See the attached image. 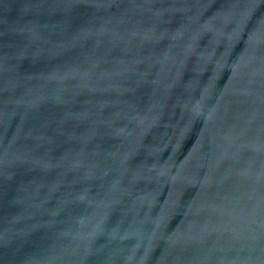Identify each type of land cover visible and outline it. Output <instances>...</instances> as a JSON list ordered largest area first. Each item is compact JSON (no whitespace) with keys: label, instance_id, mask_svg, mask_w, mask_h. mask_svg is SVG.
Wrapping results in <instances>:
<instances>
[{"label":"water","instance_id":"95a60500","mask_svg":"<svg viewBox=\"0 0 264 264\" xmlns=\"http://www.w3.org/2000/svg\"><path fill=\"white\" fill-rule=\"evenodd\" d=\"M0 264H264V0H0Z\"/></svg>","mask_w":264,"mask_h":264}]
</instances>
